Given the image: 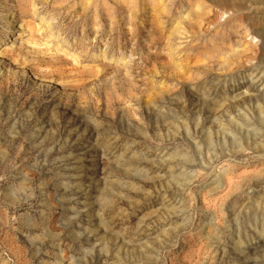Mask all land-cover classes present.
I'll return each instance as SVG.
<instances>
[{
	"label": "rangeland",
	"instance_id": "obj_1",
	"mask_svg": "<svg viewBox=\"0 0 264 264\" xmlns=\"http://www.w3.org/2000/svg\"><path fill=\"white\" fill-rule=\"evenodd\" d=\"M259 27L212 0H0V264H264Z\"/></svg>",
	"mask_w": 264,
	"mask_h": 264
},
{
	"label": "bare ground",
	"instance_id": "obj_2",
	"mask_svg": "<svg viewBox=\"0 0 264 264\" xmlns=\"http://www.w3.org/2000/svg\"><path fill=\"white\" fill-rule=\"evenodd\" d=\"M162 1V0H161ZM212 2L216 3V5L220 6V8L222 9H228V10H234V11H239L242 8L245 7H251V6H255V5H259L261 7H264V0H212ZM175 4V3H174ZM164 5V4H163ZM162 5V6H163ZM256 10V9H255ZM162 11V10H161ZM214 11V10H213ZM26 12V9L24 8L23 13ZM210 13V12H208ZM248 15H251V13H249ZM216 15L213 14L212 17V21L216 20ZM203 22V21H202ZM239 22V21H238ZM180 24V23H179ZM50 25V24H49ZM176 29V28H175ZM248 29V28H247ZM6 29V33H7ZM252 33L254 34H258L260 37V41L262 43V46H264V27L262 28H252L251 30ZM232 37V36H231ZM245 46V45H244ZM219 50H222L221 46H213L210 51H208L207 53L210 54L211 56H215ZM240 50V49H239ZM244 50V49H241ZM252 52V50H251ZM250 53V52H249ZM231 55V54H230ZM228 57V56H227ZM232 57V56H231ZM243 58V57H241ZM237 59V58H236ZM244 59V58H243ZM238 60V59H237ZM229 61V60H228ZM252 61V60H251ZM232 70V69H231ZM257 78V77H256ZM246 92V91H245ZM258 96V94L256 95V97ZM244 98V97H243Z\"/></svg>",
	"mask_w": 264,
	"mask_h": 264
}]
</instances>
